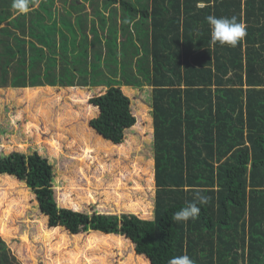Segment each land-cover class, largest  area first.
Returning <instances> with one entry per match:
<instances>
[{
	"label": "trees",
	"instance_id": "1",
	"mask_svg": "<svg viewBox=\"0 0 264 264\" xmlns=\"http://www.w3.org/2000/svg\"><path fill=\"white\" fill-rule=\"evenodd\" d=\"M61 1L63 11L57 0H30L17 14L12 0H0V87L102 88L90 98L99 110L90 125L107 146L138 124L124 89L149 92L140 108L152 120L142 147L153 160V212L61 206L54 164L38 149L0 154V175L26 182L52 231H95L89 245L124 238L147 264L181 255L264 264V0ZM208 15L236 17L246 37L211 45ZM197 193L209 198L198 217L174 221ZM0 264H20L1 238Z\"/></svg>",
	"mask_w": 264,
	"mask_h": 264
},
{
	"label": "rangeland",
	"instance_id": "2",
	"mask_svg": "<svg viewBox=\"0 0 264 264\" xmlns=\"http://www.w3.org/2000/svg\"><path fill=\"white\" fill-rule=\"evenodd\" d=\"M57 4L63 11V2L57 0ZM91 11L87 2L85 12ZM88 16L90 25L94 15ZM38 88L34 94L25 88L0 87V154L38 149L49 156L61 206L89 211L97 207L114 213L133 211L150 217L156 188L154 168L153 160L143 155L142 146L143 140L151 138L152 120L147 115L149 107L140 108L142 99L150 100L149 92L147 97L145 90L136 92L138 88L133 86L124 89L132 96L133 109L139 117L136 131L130 129L132 133L121 145L107 146L90 125L99 111L90 98L102 93V88ZM36 203L26 182L0 175V238L20 264L150 263L124 238L102 239V244L92 246L89 241L95 231L76 236L64 229L52 231L48 217L38 212ZM46 231L52 232L49 237Z\"/></svg>",
	"mask_w": 264,
	"mask_h": 264
},
{
	"label": "clouds",
	"instance_id": "3",
	"mask_svg": "<svg viewBox=\"0 0 264 264\" xmlns=\"http://www.w3.org/2000/svg\"><path fill=\"white\" fill-rule=\"evenodd\" d=\"M29 4L30 0H12L11 7L17 11V14H27L30 11ZM198 6L202 7L203 5ZM206 21L211 28L210 44L213 46L219 43L220 45L236 47L247 35L246 25L243 22H238L236 17L218 18L214 15H208ZM208 199V197L197 193L195 200L176 212L172 219L176 222H187L190 219H196L201 211L198 204H207ZM168 264H194V261L188 255H181L169 259Z\"/></svg>",
	"mask_w": 264,
	"mask_h": 264
}]
</instances>
